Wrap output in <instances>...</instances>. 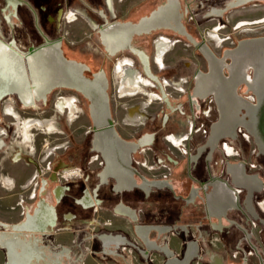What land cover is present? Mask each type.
I'll return each mask as SVG.
<instances>
[{"label":"flooded vegetation","instance_id":"1","mask_svg":"<svg viewBox=\"0 0 264 264\" xmlns=\"http://www.w3.org/2000/svg\"><path fill=\"white\" fill-rule=\"evenodd\" d=\"M251 1L0 0V73L14 54L44 62L0 97V231L32 229L15 264L264 261V25L195 35ZM213 179L233 193L212 197Z\"/></svg>","mask_w":264,"mask_h":264},{"label":"water","instance_id":"2","mask_svg":"<svg viewBox=\"0 0 264 264\" xmlns=\"http://www.w3.org/2000/svg\"><path fill=\"white\" fill-rule=\"evenodd\" d=\"M191 42L193 46L201 53V55L207 59L210 60L213 57L212 52L209 50L205 42H197L193 39H191ZM248 43L247 41H245ZM245 42H240L239 46L244 45ZM240 47L236 49V51H239ZM247 54H249L247 52ZM43 54L39 51L33 52L30 56H27L26 61L24 59L14 54L12 58H4L3 59V69H1L0 73V97L7 93L9 90L19 87L18 82L16 78L18 76H24V74L28 71L31 75V78L33 79V85L34 83L38 82L39 80V74L43 72L44 62L42 60ZM61 57V55H60ZM229 57H232V54H229ZM62 62H64L62 60ZM23 80V78H22ZM37 86V83H36ZM35 87V86H34ZM27 88H29L27 86ZM243 101L240 99L238 103V110H245L246 107L243 106ZM257 105H255L256 108H258L259 112V124L261 127L264 126V96L257 98ZM210 186L209 194L212 197H215L216 195H223L228 196L233 193L232 189L229 187L226 181L224 180H212L208 183ZM251 200V197H250ZM261 228H264V223L260 222L258 223ZM0 225L4 228L7 227L6 224L0 223ZM24 232L28 233L32 231V229L28 226V222L25 221L24 223L20 225H12L11 230L6 231H0V249L4 251L6 260L4 264H15V250H14V237L18 234V232ZM259 248V247H258ZM256 255L259 257L261 264H264V261L262 259L261 253L259 250L254 247ZM261 249V246H260ZM263 253V250H261Z\"/></svg>","mask_w":264,"mask_h":264},{"label":"rangeland","instance_id":"3","mask_svg":"<svg viewBox=\"0 0 264 264\" xmlns=\"http://www.w3.org/2000/svg\"><path fill=\"white\" fill-rule=\"evenodd\" d=\"M219 25H221L222 28H218ZM258 25H264V2L251 1L240 6L232 7L225 15L223 21L219 22L211 18L207 23L197 26L195 28V35L197 40H204L206 38L207 41L213 43L214 39L211 38L212 34H216L218 39H220L230 32L240 34L241 28H251ZM191 62L193 66L201 68L203 63L202 56H200L198 52H195L191 55ZM0 195H4L3 192H1ZM6 200L7 198L0 199V204H4Z\"/></svg>","mask_w":264,"mask_h":264},{"label":"bare ground","instance_id":"4","mask_svg":"<svg viewBox=\"0 0 264 264\" xmlns=\"http://www.w3.org/2000/svg\"><path fill=\"white\" fill-rule=\"evenodd\" d=\"M262 19V18H261ZM260 23V22H259ZM161 45V44H160ZM158 45V46H160ZM163 45V44H162ZM133 81V77L127 72L126 73V76H123L122 77V80L119 84V88H120V91H121V94H128V93H135L134 91L136 90V86H134L133 84H131ZM152 95V94H150ZM37 123L40 125V126H45L47 129H51L52 131V127L50 126L49 124V121L46 120V121H43V122H39L37 121ZM28 124V123H27ZM26 126V125H25ZM29 126V124H28ZM24 139V138H23Z\"/></svg>","mask_w":264,"mask_h":264},{"label":"crops","instance_id":"5","mask_svg":"<svg viewBox=\"0 0 264 264\" xmlns=\"http://www.w3.org/2000/svg\"><path fill=\"white\" fill-rule=\"evenodd\" d=\"M209 245H210L211 249H213L214 254L219 255V254L223 253L222 249L220 248V244H218V242H215L214 240H210ZM215 257H217V256H215ZM3 262H4V256L0 250V264H3Z\"/></svg>","mask_w":264,"mask_h":264},{"label":"built area","instance_id":"6","mask_svg":"<svg viewBox=\"0 0 264 264\" xmlns=\"http://www.w3.org/2000/svg\"><path fill=\"white\" fill-rule=\"evenodd\" d=\"M176 145V144H175Z\"/></svg>","mask_w":264,"mask_h":264}]
</instances>
